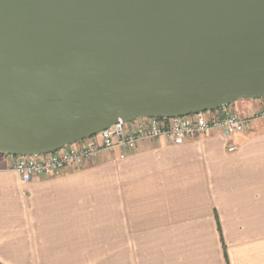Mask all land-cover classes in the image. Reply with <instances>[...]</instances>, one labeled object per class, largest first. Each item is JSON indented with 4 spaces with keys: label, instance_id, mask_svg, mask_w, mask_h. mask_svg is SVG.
<instances>
[{
    "label": "water",
    "instance_id": "obj_1",
    "mask_svg": "<svg viewBox=\"0 0 264 264\" xmlns=\"http://www.w3.org/2000/svg\"><path fill=\"white\" fill-rule=\"evenodd\" d=\"M264 98V0H0V153Z\"/></svg>",
    "mask_w": 264,
    "mask_h": 264
},
{
    "label": "crops",
    "instance_id": "obj_2",
    "mask_svg": "<svg viewBox=\"0 0 264 264\" xmlns=\"http://www.w3.org/2000/svg\"><path fill=\"white\" fill-rule=\"evenodd\" d=\"M121 154L24 182L0 153V264H264V119Z\"/></svg>",
    "mask_w": 264,
    "mask_h": 264
},
{
    "label": "built area",
    "instance_id": "obj_3",
    "mask_svg": "<svg viewBox=\"0 0 264 264\" xmlns=\"http://www.w3.org/2000/svg\"><path fill=\"white\" fill-rule=\"evenodd\" d=\"M256 119H264V106L250 115H241L229 105L197 114L169 118L141 117L119 121L115 125L59 150L40 155H9L13 169L22 181L59 175L72 167H81L94 160L102 151L121 149V157L144 140L165 137L183 144L202 135L218 133L232 136L247 131ZM230 151L236 150L231 145Z\"/></svg>",
    "mask_w": 264,
    "mask_h": 264
},
{
    "label": "rangeland",
    "instance_id": "obj_4",
    "mask_svg": "<svg viewBox=\"0 0 264 264\" xmlns=\"http://www.w3.org/2000/svg\"><path fill=\"white\" fill-rule=\"evenodd\" d=\"M134 149V148H133ZM133 149H131V150H133ZM131 150H129V151H131ZM128 152V151H127ZM127 152H126V155H127ZM85 165V164H84ZM84 165L83 166H81V167H77V168H83L84 167Z\"/></svg>",
    "mask_w": 264,
    "mask_h": 264
}]
</instances>
